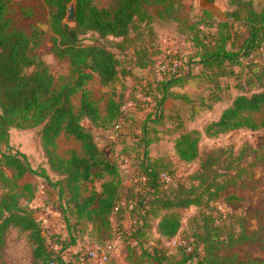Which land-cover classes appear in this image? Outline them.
Wrapping results in <instances>:
<instances>
[{"label":"trees","instance_id":"16d2710c","mask_svg":"<svg viewBox=\"0 0 264 264\" xmlns=\"http://www.w3.org/2000/svg\"><path fill=\"white\" fill-rule=\"evenodd\" d=\"M12 1L0 0V142L7 149L0 151V255L5 247L6 233L15 228L24 236L30 264H74L62 256L61 249L66 246L60 250L48 248L41 223L34 217L31 208L20 204L23 194L19 188L27 190L29 198L32 195L30 185L20 181L35 170L23 153L10 150L8 130L37 129L48 169L58 178L51 182L44 168L37 175L50 182L59 198L65 197L78 219L108 226L112 216L121 217L124 212L122 187L116 179V165L100 151L82 121L88 120L96 125L104 118L108 121L117 119L122 114L125 100L108 97L103 117L85 86L94 75L104 86L120 84L119 61L102 41L125 38L136 22H148L152 17L147 10L148 5L159 4L163 7L159 11L163 12L172 9L173 5L169 0H114L113 6L106 8L98 7L96 0H75V18L66 21V7L71 0H46L52 9L50 28L54 35V53L66 58L70 66L69 74L54 86V77L47 65L30 55L36 35L13 27L7 16ZM227 5L222 18L213 25L208 24L207 31L197 30L198 37L195 35L193 42L200 51L197 56L203 68L201 77L216 85L219 78L232 75L240 92L206 130L219 133L264 129V116L260 119L254 117L264 111V58L260 51L264 49V0H259L258 9L250 0H227ZM91 33L98 39L82 44L81 38ZM143 53L146 51L143 50ZM148 57H151L149 53ZM145 61L139 65L145 66ZM233 66L239 68L236 73ZM185 78L179 68L177 74L162 72L160 83L165 90L181 86ZM77 95L78 102L75 104L73 98ZM60 136L71 137L77 142L79 150H71L66 156L59 155L56 142ZM143 145L146 147L148 141ZM175 146L181 159L192 161L198 158L196 138L189 133L181 135ZM229 149L218 148L204 154L200 160L201 170L194 176L199 179L197 186L167 184L162 176L170 179L174 173L169 162H163L161 158L151 160L146 152L142 153L139 175L143 178L142 188L145 191L137 193L142 205L136 207V202L131 204V209H137L139 216L135 217L136 222L138 225L142 223L140 216L145 215L149 205L152 215L160 216L157 222L159 234L185 241V245L180 247L183 254L180 260L171 261L164 255H154L152 258L157 264H241L234 257L221 256L216 251L249 238L243 228L237 234L233 232L234 225L241 227L242 216L222 213L216 206H208L220 190L239 184V178L247 181L250 175V170L242 164L243 154L233 155L230 151L229 155H225ZM213 166L223 172L218 173ZM216 172L224 180L216 181ZM105 175L110 180H103ZM208 177L211 180L197 193L198 186ZM98 180H102L100 191L88 187ZM129 188L140 191L134 185ZM202 193L207 194L205 202L202 201ZM189 206H202L204 209L203 232L196 236L198 244H202L200 250L199 245L194 247L193 240L180 236V218L178 213L172 212ZM140 209H143L142 214H139ZM224 232L226 235L221 238ZM70 243L73 244L74 240L71 239ZM0 261L4 264L3 260Z\"/></svg>","mask_w":264,"mask_h":264},{"label":"rangeland","instance_id":"374dc122","mask_svg":"<svg viewBox=\"0 0 264 264\" xmlns=\"http://www.w3.org/2000/svg\"><path fill=\"white\" fill-rule=\"evenodd\" d=\"M169 1L173 7L169 10L167 8L166 12L159 11L163 10L159 4L148 5L151 19L148 22H136L125 38L102 41L119 61L121 83L115 87L104 86L94 75L85 86L103 117L108 97H121L125 100L122 114L117 119L108 121L104 118L96 125L88 120L82 121L100 151L116 165V179L122 187L124 212L121 217L112 216L108 226L78 219L65 197L59 198L50 182L37 175L44 168L51 182L58 178L48 169L37 129L8 130L10 150L23 153L35 170V173L25 175L20 181L28 183L32 192L29 198L27 190L19 188L23 194L20 204L31 208L34 217L41 223L48 248L60 250L66 246L61 249L66 261L93 264L88 262L87 250L93 245L102 247L106 244L112 245L107 264H157L152 258L154 255H164L171 261L180 260L183 257L180 247L185 245V241L179 237L161 236L157 230L160 216H153L149 205L145 215L140 216V225L135 219L139 217L137 209H131L132 203L136 202V207L142 205L137 193L145 191L142 188L143 178L139 175V164L144 156L142 153L146 152L147 158L151 160L161 158L163 162H169L174 173L167 184L197 186L199 179L194 176L201 170L200 160L204 154L218 148H231L225 155H229L230 151L233 155L241 152L242 164L246 170H250V175L247 181L239 178V184L220 190L208 206H216L222 213L242 216L241 227L234 225L233 232L237 234L243 228L249 238L219 249L216 254L232 256L241 264H264V129L219 133L206 130L240 92L236 88V78L232 75L219 78L217 86L201 77L203 68L197 56L200 51L193 44L197 30L207 31L208 24L213 25L222 18L224 10L228 9L227 0H214L212 4L203 0ZM250 1L256 9L259 8V0ZM95 3L98 7L109 8L113 6L114 0H96ZM51 14L52 9L46 0H13L7 12L13 27L36 35V43L32 45L30 55L47 65L56 86L62 77L69 74L70 66L66 58H60L54 53ZM97 39L95 34H86L81 38V43L88 44ZM147 53L151 55L148 59ZM169 56L176 61L177 70L180 68L186 78L181 86L164 90L160 83L162 71L157 68ZM141 61H145L146 65L140 66ZM238 70L237 66H233L234 73ZM73 102L77 104L78 95L73 98ZM262 116L264 111L254 117L260 119ZM186 133L197 141L198 158L192 161L181 159L175 146L176 140ZM145 141H148L146 147L143 145ZM56 150L59 155L66 156L69 151H78L79 148L71 137L60 136ZM0 151H7L1 142ZM213 169L218 173L223 172L216 166ZM218 173L215 180L220 182L224 177ZM103 180H110V177L105 175ZM210 180L211 177H208L200 184L197 193ZM101 182L94 181L88 187L100 191ZM133 185L140 191L131 190L129 187ZM201 198L205 202L207 194L202 193ZM142 210H139V214H142ZM203 210L202 206H189L172 211L178 213L180 218V236L193 240L194 247L199 245V250L202 244H198L196 236L203 232ZM225 235V232L222 233L221 238ZM71 239L74 240L73 244L70 243ZM0 260L4 264H30L26 241L17 229L11 228L6 233Z\"/></svg>","mask_w":264,"mask_h":264},{"label":"built area","instance_id":"2783aa9c","mask_svg":"<svg viewBox=\"0 0 264 264\" xmlns=\"http://www.w3.org/2000/svg\"><path fill=\"white\" fill-rule=\"evenodd\" d=\"M263 49H260L262 52ZM264 55V54H263ZM182 55H180V58ZM177 64L175 60L171 59V56L167 58V60H164L157 69H159L162 72H170L172 74H177ZM162 178L165 180V182H169V178L167 176H162ZM112 249L111 244H106L105 246L100 245H93L87 250L88 255V262H91L93 264H107L108 262V255L109 252Z\"/></svg>","mask_w":264,"mask_h":264},{"label":"water","instance_id":"95a60500","mask_svg":"<svg viewBox=\"0 0 264 264\" xmlns=\"http://www.w3.org/2000/svg\"><path fill=\"white\" fill-rule=\"evenodd\" d=\"M75 0H71L66 7L65 12V20L66 21H73L75 18Z\"/></svg>","mask_w":264,"mask_h":264}]
</instances>
